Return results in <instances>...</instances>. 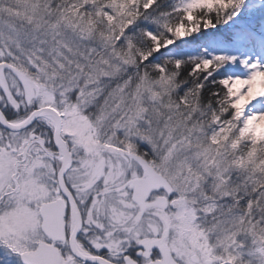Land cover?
Listing matches in <instances>:
<instances>
[{"label": "snow or ice", "instance_id": "1", "mask_svg": "<svg viewBox=\"0 0 264 264\" xmlns=\"http://www.w3.org/2000/svg\"><path fill=\"white\" fill-rule=\"evenodd\" d=\"M0 264H264V0H0Z\"/></svg>", "mask_w": 264, "mask_h": 264}]
</instances>
